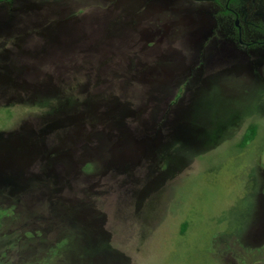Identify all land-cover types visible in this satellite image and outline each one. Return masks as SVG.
<instances>
[{"label":"rangeland","instance_id":"374dc122","mask_svg":"<svg viewBox=\"0 0 264 264\" xmlns=\"http://www.w3.org/2000/svg\"><path fill=\"white\" fill-rule=\"evenodd\" d=\"M215 12L0 2V264H264V48Z\"/></svg>","mask_w":264,"mask_h":264},{"label":"flooded vegetation","instance_id":"af4514ba","mask_svg":"<svg viewBox=\"0 0 264 264\" xmlns=\"http://www.w3.org/2000/svg\"><path fill=\"white\" fill-rule=\"evenodd\" d=\"M191 1V0H189ZM194 2L211 3L215 6L214 21L215 25L225 33L217 34L212 30L213 41L217 40L220 35L236 44L238 49L244 51L256 50L264 48V0H192ZM185 14L190 13L183 6ZM200 13V10L197 11ZM188 16V15H187ZM68 19V18H67ZM227 27V28H226ZM226 28V29H225ZM247 31L249 33H247ZM70 33V35H69ZM79 34V32H76ZM75 31L68 30L66 42L71 41V35L74 36ZM77 37L74 38L76 41ZM206 44V42H205ZM60 46V45H58ZM55 47V46H54ZM68 47H71L70 45ZM59 51V47L56 49ZM52 48L50 49V52ZM53 52V51H52ZM51 54V53H50ZM1 64V62H0ZM1 66V65H0ZM11 149V145H8ZM2 144H0V149Z\"/></svg>","mask_w":264,"mask_h":264},{"label":"trees","instance_id":"16d2710c","mask_svg":"<svg viewBox=\"0 0 264 264\" xmlns=\"http://www.w3.org/2000/svg\"><path fill=\"white\" fill-rule=\"evenodd\" d=\"M3 0H0V2H2ZM256 136V131L253 129L250 130L249 134H248V138L246 139V143H248L249 141L253 140Z\"/></svg>","mask_w":264,"mask_h":264}]
</instances>
